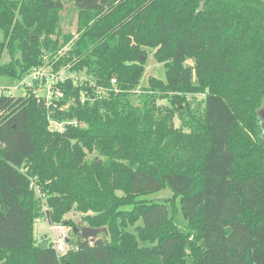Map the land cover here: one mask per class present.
<instances>
[{"label": "trees", "instance_id": "1", "mask_svg": "<svg viewBox=\"0 0 264 264\" xmlns=\"http://www.w3.org/2000/svg\"><path fill=\"white\" fill-rule=\"evenodd\" d=\"M0 30V57H24L0 73L62 51L51 67L108 89L69 81L62 112L0 93V264H264V0H0ZM149 50L166 78L135 105ZM49 113L78 126L52 131ZM41 218L102 237L59 257L35 238Z\"/></svg>", "mask_w": 264, "mask_h": 264}, {"label": "rangeland", "instance_id": "2", "mask_svg": "<svg viewBox=\"0 0 264 264\" xmlns=\"http://www.w3.org/2000/svg\"><path fill=\"white\" fill-rule=\"evenodd\" d=\"M205 9V8H204ZM77 12L74 8V6L70 3V2H66L65 5V10L62 12L61 14V28L64 34H72L77 35V29H78V25H77ZM55 39L57 40L58 37H55ZM4 41V37H3V32L0 30V43H2ZM60 42L63 43V39H60ZM26 45L27 41H25V39H23L22 45ZM28 45V44H27ZM67 48V47H66ZM22 52L20 51V49H18V46L16 47V49H13L12 47L10 48H6L2 54V56L0 57V70H4L5 66L10 65L11 63L14 66H17V69H19V65L20 63L24 62V57L21 55ZM64 55V52H60L59 54L53 55L51 53H47L45 52V54H43L42 57V61L43 64L42 66H46V68L52 69L51 66L49 65V62L52 58H55V60H60L61 57ZM145 61V74L142 78V82H141V86L140 88L137 90V93L135 95L132 96V102L137 105L139 103V100L141 98L142 95V88L144 86L148 85V81L150 78H156L158 80H164L166 78L165 75V66L164 64H160L156 61L155 57H154V51L149 50L147 52V57H144ZM188 64H192L191 61L188 62ZM67 68H64L63 70H65ZM66 71V70H65ZM82 79H85V74H81ZM18 77H12L9 75H5L4 73H0V93H2L6 88H11L16 86L17 82H18ZM13 95H23V94H28L25 93V91L23 90H19L16 91L14 89H12ZM203 99V95H197L196 96V100L198 102H201ZM166 104V102H161ZM262 110H264V107L260 109L259 112H261ZM176 124L179 125L180 122L178 119H176ZM254 139V136H252ZM173 194L172 192L167 189L163 192L154 194L152 196V198L154 199H170L172 198ZM72 216V214L70 215ZM69 216V217H70ZM73 218H75V220L78 222L80 217L75 215L72 216ZM60 235V231H57L53 228L50 227V225L46 222V220H44L43 218L37 220L36 224H35V238L37 239V242L42 243L44 241L48 242L51 241L53 238H55L56 240L58 239V236ZM69 236H70V243L71 246H75L76 244L79 243V238L77 237H72L71 236V232L69 230ZM98 237H102L101 235H99ZM97 237V238H98ZM92 241V240H91ZM69 249V246L66 248V250Z\"/></svg>", "mask_w": 264, "mask_h": 264}, {"label": "built area", "instance_id": "3", "mask_svg": "<svg viewBox=\"0 0 264 264\" xmlns=\"http://www.w3.org/2000/svg\"><path fill=\"white\" fill-rule=\"evenodd\" d=\"M46 68V66H35L27 73L24 77L18 78L17 85L12 87V89L19 91L23 90L25 93H31L39 102L43 101L44 106L49 110L50 108L58 109L61 112L66 110L69 105L59 106L57 101L63 100L65 98L64 88L65 85L71 81L72 85L75 87L87 86L88 84L97 91L98 95H104L105 91L108 90L105 86H98L96 83L92 82L91 79L85 77L83 80L81 75L78 73L67 72V69L64 68L55 70ZM111 89L112 91H117V81L115 79L111 80ZM11 88H6L3 92L8 95H13ZM26 96V94H23ZM85 95H82L81 103H85ZM49 122V129L52 131H65L68 125L78 126V123L75 120L63 119L58 120L52 117L51 113L47 116ZM53 229L60 231V235L56 240L53 238L51 241H48V244L51 243L53 249L57 254L62 256L66 252V248L70 242L69 229L63 226H57ZM69 240V242H68Z\"/></svg>", "mask_w": 264, "mask_h": 264}, {"label": "water", "instance_id": "4", "mask_svg": "<svg viewBox=\"0 0 264 264\" xmlns=\"http://www.w3.org/2000/svg\"><path fill=\"white\" fill-rule=\"evenodd\" d=\"M205 3L202 2L200 5L197 14L204 11ZM42 107L44 106V102L40 101L39 103ZM258 126H259V141L264 143V110L259 112L258 114ZM73 232L79 236V239H83L85 243H89L90 240L96 239L102 232L99 228H92V227H82V228H74ZM69 242V240H68ZM48 242L41 244L42 248L48 249Z\"/></svg>", "mask_w": 264, "mask_h": 264}]
</instances>
